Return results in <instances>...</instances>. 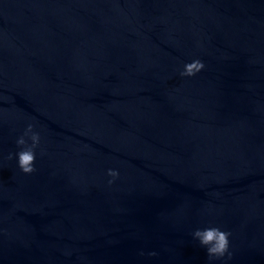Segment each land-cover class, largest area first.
<instances>
[{
	"label": "water",
	"instance_id": "water-1",
	"mask_svg": "<svg viewBox=\"0 0 264 264\" xmlns=\"http://www.w3.org/2000/svg\"><path fill=\"white\" fill-rule=\"evenodd\" d=\"M0 264H264V0H0Z\"/></svg>",
	"mask_w": 264,
	"mask_h": 264
},
{
	"label": "clouds",
	"instance_id": "clouds-1",
	"mask_svg": "<svg viewBox=\"0 0 264 264\" xmlns=\"http://www.w3.org/2000/svg\"><path fill=\"white\" fill-rule=\"evenodd\" d=\"M204 68V64L200 60H194L193 62L184 65L181 76L191 77L196 75ZM25 137L31 140V144H28ZM18 146H22L21 151L16 153L18 157V167L25 174H31L35 171L34 161L36 159L35 149L40 144V135L33 131V125L29 124L22 136L16 141ZM9 159H12V155L9 154ZM108 175L116 178L118 172L115 170H109ZM111 184L112 181L110 180ZM231 233L222 231L219 227H207L204 229H197L193 233L194 239H197L202 247L206 249L209 260L221 259L227 254L231 259V253L229 252V236ZM154 255V253H153Z\"/></svg>",
	"mask_w": 264,
	"mask_h": 264
}]
</instances>
